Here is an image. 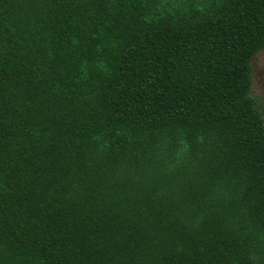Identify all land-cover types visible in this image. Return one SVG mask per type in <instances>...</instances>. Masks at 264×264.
<instances>
[{"label":"trees","instance_id":"trees-1","mask_svg":"<svg viewBox=\"0 0 264 264\" xmlns=\"http://www.w3.org/2000/svg\"><path fill=\"white\" fill-rule=\"evenodd\" d=\"M264 0H0V264H264Z\"/></svg>","mask_w":264,"mask_h":264},{"label":"rangeland","instance_id":"rangeland-1","mask_svg":"<svg viewBox=\"0 0 264 264\" xmlns=\"http://www.w3.org/2000/svg\"><path fill=\"white\" fill-rule=\"evenodd\" d=\"M251 95L259 100L264 110V50L254 58L252 64Z\"/></svg>","mask_w":264,"mask_h":264}]
</instances>
